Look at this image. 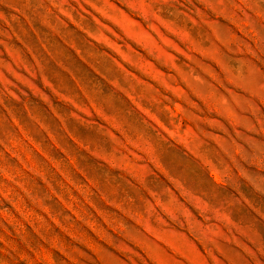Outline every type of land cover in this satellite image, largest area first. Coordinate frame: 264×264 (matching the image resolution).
<instances>
[{
	"label": "rangeland",
	"instance_id": "374dc122",
	"mask_svg": "<svg viewBox=\"0 0 264 264\" xmlns=\"http://www.w3.org/2000/svg\"><path fill=\"white\" fill-rule=\"evenodd\" d=\"M0 264H264V0H0Z\"/></svg>",
	"mask_w": 264,
	"mask_h": 264
}]
</instances>
